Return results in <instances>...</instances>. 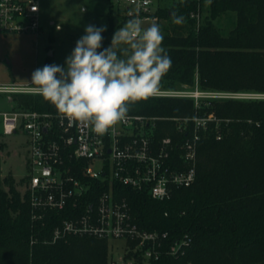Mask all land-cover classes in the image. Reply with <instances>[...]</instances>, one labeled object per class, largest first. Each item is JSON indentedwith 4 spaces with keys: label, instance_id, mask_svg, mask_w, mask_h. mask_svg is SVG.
Instances as JSON below:
<instances>
[{
    "label": "trees",
    "instance_id": "trees-1",
    "mask_svg": "<svg viewBox=\"0 0 264 264\" xmlns=\"http://www.w3.org/2000/svg\"><path fill=\"white\" fill-rule=\"evenodd\" d=\"M206 2L178 0L170 9L157 10L164 22L159 23L162 47L171 59L160 90L264 93V0H209V17L198 25L192 14L201 15ZM227 12L236 14V25L224 36L214 21ZM174 17H183L182 23ZM118 19L117 24L109 19L98 52L123 25L122 17ZM13 102L18 109L60 113L35 93L13 95ZM128 114L158 118L160 138L176 136L177 123L171 118L212 114L219 120L201 133L197 178L190 187L157 201L145 192L116 186V198L127 201L140 227L192 237L183 256L155 264H264V100L209 99L196 107L192 98L153 96L131 104ZM103 189L91 190L88 201L95 202ZM66 218V213L49 212L34 221L28 196H21L11 175L2 179L0 158V264H107L105 240L51 242L54 229Z\"/></svg>",
    "mask_w": 264,
    "mask_h": 264
},
{
    "label": "built area",
    "instance_id": "built-area-1",
    "mask_svg": "<svg viewBox=\"0 0 264 264\" xmlns=\"http://www.w3.org/2000/svg\"><path fill=\"white\" fill-rule=\"evenodd\" d=\"M115 1L122 10L121 27L131 19L142 21L143 28L162 22L156 15V0ZM39 13V0H0V32H38ZM192 17L199 25L200 13ZM32 87L0 83V95L8 96L12 103L13 95L34 94ZM156 96L192 98L196 107L209 99L264 100V93L259 92H203L197 88L160 90ZM158 120L127 114L101 136L61 113L14 106L0 109V139L13 135L25 138L28 173L23 196H28L34 221L43 220L49 212L68 216L54 229L52 243L70 237L105 240L107 245L110 240L124 241L120 254L108 255L107 264H155L164 257L179 258L186 253L191 236L140 227L127 201L116 198V186L145 192L157 201L190 187L197 178L201 133L212 123L218 125L219 120L212 114L171 118L177 123L176 136L161 138ZM185 132L187 136L179 142L177 136ZM221 138L217 132L216 139ZM94 181L101 183H91ZM102 187L96 201L89 202L90 191Z\"/></svg>",
    "mask_w": 264,
    "mask_h": 264
},
{
    "label": "clouds",
    "instance_id": "clouds-1",
    "mask_svg": "<svg viewBox=\"0 0 264 264\" xmlns=\"http://www.w3.org/2000/svg\"><path fill=\"white\" fill-rule=\"evenodd\" d=\"M182 21L183 17H174L175 23ZM105 30L86 26L66 67L45 65L31 77V91L70 121L101 136L126 119L131 104L158 95L161 79L171 67L157 23L143 28L139 19L128 20L115 32L110 47L98 52Z\"/></svg>",
    "mask_w": 264,
    "mask_h": 264
},
{
    "label": "rangeland",
    "instance_id": "rangeland-1",
    "mask_svg": "<svg viewBox=\"0 0 264 264\" xmlns=\"http://www.w3.org/2000/svg\"><path fill=\"white\" fill-rule=\"evenodd\" d=\"M176 1L178 0H156V5L158 9H170ZM110 4L108 0H39L41 28L38 32H0V83L33 86L31 77L34 70L52 64L66 67V58L72 53L77 40L85 35L86 26L106 28L111 17L115 24L120 22L118 17L122 16V10L119 4L115 0ZM208 17L209 0L202 9L201 21ZM163 23L162 21L161 25ZM214 23L226 36L236 25V14L224 13ZM110 45L111 43L106 48ZM125 47L127 46H120ZM118 55H122L119 50ZM7 98L6 95H0L1 110L16 106V102L10 103ZM24 139L23 135L0 139L1 177L3 179L11 175L22 197L26 183L24 178L28 173ZM124 244L122 240L108 241V255L117 256Z\"/></svg>",
    "mask_w": 264,
    "mask_h": 264
}]
</instances>
